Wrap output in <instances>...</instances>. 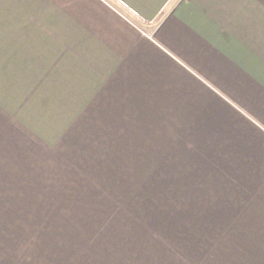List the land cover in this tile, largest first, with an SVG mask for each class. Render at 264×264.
Here are the masks:
<instances>
[{
  "label": "crops",
  "instance_id": "crops-1",
  "mask_svg": "<svg viewBox=\"0 0 264 264\" xmlns=\"http://www.w3.org/2000/svg\"><path fill=\"white\" fill-rule=\"evenodd\" d=\"M92 161L153 167L264 264V0H0V264H82L32 205Z\"/></svg>",
  "mask_w": 264,
  "mask_h": 264
},
{
  "label": "rangeland",
  "instance_id": "rangeland-1",
  "mask_svg": "<svg viewBox=\"0 0 264 264\" xmlns=\"http://www.w3.org/2000/svg\"><path fill=\"white\" fill-rule=\"evenodd\" d=\"M90 165L49 178L46 192L60 199L35 200L32 207L63 214L37 217L35 248L59 247L82 264H248V249L239 246L235 253L233 216L209 215L200 199L184 193L172 198L181 186L154 183L153 167Z\"/></svg>",
  "mask_w": 264,
  "mask_h": 264
}]
</instances>
